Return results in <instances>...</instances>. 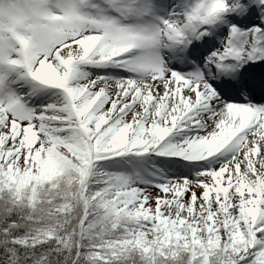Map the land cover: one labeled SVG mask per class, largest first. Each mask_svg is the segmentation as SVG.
Listing matches in <instances>:
<instances>
[{"label":"snow or ice","instance_id":"1","mask_svg":"<svg viewBox=\"0 0 264 264\" xmlns=\"http://www.w3.org/2000/svg\"><path fill=\"white\" fill-rule=\"evenodd\" d=\"M0 264H264V0H0Z\"/></svg>","mask_w":264,"mask_h":264}]
</instances>
